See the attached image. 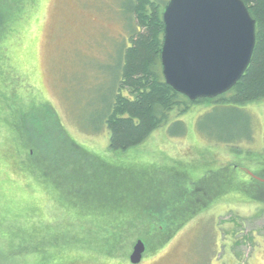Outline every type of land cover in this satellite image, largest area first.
<instances>
[{"label":"rangeland","instance_id":"374dc122","mask_svg":"<svg viewBox=\"0 0 264 264\" xmlns=\"http://www.w3.org/2000/svg\"><path fill=\"white\" fill-rule=\"evenodd\" d=\"M125 2L0 0V264H132L139 239V264H264V183L235 188L164 245L133 233L118 259L92 253L101 250L99 241L81 230L68 207L74 202L62 198L72 185L148 203L185 172L200 177L239 164L244 175V168L264 165H256L264 159V100L240 107L251 117L252 138L237 146L215 133L238 134L244 122L229 119L238 114L202 103L179 118L172 113L140 145L107 154L105 116L130 43ZM35 151L37 176L23 167Z\"/></svg>","mask_w":264,"mask_h":264},{"label":"trees","instance_id":"16d2710c","mask_svg":"<svg viewBox=\"0 0 264 264\" xmlns=\"http://www.w3.org/2000/svg\"><path fill=\"white\" fill-rule=\"evenodd\" d=\"M243 1L256 20V46L248 69L227 93L214 99L190 101L165 81L161 69L162 13L168 0H126L124 17L130 43L123 46L118 86L105 116L110 135L108 155L126 152L140 145L154 130L165 124L172 113L179 118L188 113L194 104L202 103L228 106L234 116L238 114L234 119L229 117L230 121L236 126L244 122L234 136L222 137L220 133H215L225 144L237 146L240 139L251 140V117L242 114L245 111L240 107L264 100V0ZM176 122L185 126L182 120L177 119ZM242 132L244 134H240ZM36 153L30 154L31 161H23V167L37 176ZM256 163L262 166L264 159L256 160ZM239 166L228 164L219 171H206L200 177L190 172L182 173L173 188L157 191L156 199L148 203H129L127 200L123 203L115 192L73 190L72 185H66L68 189L65 187L61 196L66 195L70 202H74L70 206L64 205L75 210L76 222L81 224V230L92 232L97 238L94 241H99L101 250L92 253L96 257L103 255L105 259H118L116 253H127L133 233L147 243L150 242L149 237L157 236L154 244L164 245L187 221L219 202L235 188L246 191L264 183V165L256 172L246 167L244 175L237 173ZM78 238L82 246L85 237L81 235Z\"/></svg>","mask_w":264,"mask_h":264},{"label":"water","instance_id":"95a60500","mask_svg":"<svg viewBox=\"0 0 264 264\" xmlns=\"http://www.w3.org/2000/svg\"><path fill=\"white\" fill-rule=\"evenodd\" d=\"M160 50L165 81L190 101L231 90L248 69L256 46V20L243 0H168ZM145 244L129 256L139 264Z\"/></svg>","mask_w":264,"mask_h":264}]
</instances>
